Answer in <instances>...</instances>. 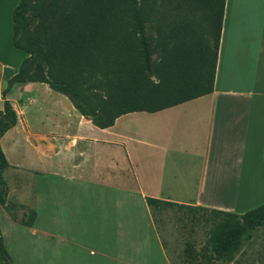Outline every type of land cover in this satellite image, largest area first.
<instances>
[{"label": "crops", "instance_id": "1", "mask_svg": "<svg viewBox=\"0 0 264 264\" xmlns=\"http://www.w3.org/2000/svg\"><path fill=\"white\" fill-rule=\"evenodd\" d=\"M18 3L0 0V110L9 99L18 114L1 146L7 155L6 138L48 149L46 171L8 160L6 169L17 171L10 200L31 208L22 200L30 187L36 202L34 224L23 226L38 233L46 210L49 236L75 243L95 228L101 254L114 264H173L153 215L160 209L149 207L147 197L240 214L264 201V0H226L213 91L155 112H131L156 117L147 128H131V135L130 128H116L121 116L108 128L47 131L22 118L17 101L33 97L28 87L49 85L14 84L3 94L27 56L13 44ZM47 89L49 112L59 113L65 103L80 122L94 125L66 95ZM25 172L33 174L31 184L19 180ZM5 211L1 206L0 216ZM138 211L148 220L147 236L137 235ZM1 231L6 245L2 223Z\"/></svg>", "mask_w": 264, "mask_h": 264}, {"label": "trees", "instance_id": "2", "mask_svg": "<svg viewBox=\"0 0 264 264\" xmlns=\"http://www.w3.org/2000/svg\"><path fill=\"white\" fill-rule=\"evenodd\" d=\"M225 3L109 0L100 15L85 14L80 5L61 23L62 35L48 40L43 34L48 0H19L13 12V44L27 56L3 94L14 84L46 83L99 128L113 126L124 114L155 112L208 94L214 89ZM17 122L16 109L5 99L0 110V207L9 209L22 205L8 198L4 170L10 163L1 138ZM146 201L153 209L207 210L152 197ZM209 211L215 223L200 249L186 245L187 264L230 260L241 251L249 230L264 227V203L242 214ZM36 217L35 209L25 207L19 222L32 226ZM0 264H14L1 222Z\"/></svg>", "mask_w": 264, "mask_h": 264}, {"label": "rangeland", "instance_id": "3", "mask_svg": "<svg viewBox=\"0 0 264 264\" xmlns=\"http://www.w3.org/2000/svg\"><path fill=\"white\" fill-rule=\"evenodd\" d=\"M108 1L48 0L50 7L46 10V19L43 24L44 36L49 40L52 35H62L63 29L59 30L58 28L62 22L67 21L72 10L78 6L81 5L85 9V14L94 11L97 15H100L104 13ZM163 5L166 8L164 2ZM34 84L28 88L30 95L35 100L33 97L26 98L24 104L19 100V102L17 101L19 114L22 115V118L24 115L23 119L25 121L31 118L30 121L34 124V128H44L46 131L50 128H98L80 122L76 117L77 115L72 114L69 111V106L65 103L60 106L59 113L49 112V107L52 106L53 93L48 91L47 88L49 87L47 85ZM34 102L35 109L33 111L31 107ZM154 119L156 117H152L148 112L128 113L120 117L116 128H130L127 131L131 135V128H147V125L151 124ZM5 148L8 153L6 156L12 164L47 170L48 149L45 151L43 145L39 148H33L22 139L11 143L6 138ZM21 174L19 180L23 181L24 179L26 184H31L33 174L27 172ZM4 175L11 192H14L16 190L17 171L15 169H12V171L5 169ZM30 190V187L25 189V196L22 200L24 203H30L32 207H29L36 209V202H34V196L30 197ZM8 198L9 200L13 199L12 194ZM11 201L17 202L16 200ZM260 201L256 200L249 204L248 208L244 207V211L246 212L264 203V201ZM21 205V207L10 209L5 207L7 212H3L0 216L6 245L12 255L14 264H114L111 258L101 254V245L94 235L95 228L88 230L87 234L84 235L85 237L82 236L80 240L74 241L75 243L59 237H51L46 233L48 230V215L45 210L39 221L38 233H33L32 229L26 226L12 223L7 215L16 218L15 221L19 223V220L24 216L25 207L28 208L24 204ZM141 212L138 211V215L139 213L141 215L136 220L141 226V229L138 228L137 235L147 236L148 220ZM153 215L160 236L164 241L167 255L173 264H187L184 261L186 245L191 243L194 244L197 250L200 249L205 244L215 223L212 212L209 210L193 211L187 208L178 209L175 206H167L162 207L160 210H153ZM216 264H264V227L249 230L244 238L241 251L232 259L216 261Z\"/></svg>", "mask_w": 264, "mask_h": 264}]
</instances>
